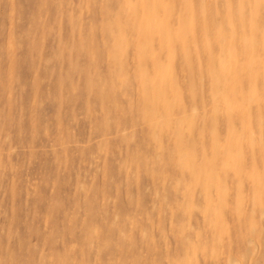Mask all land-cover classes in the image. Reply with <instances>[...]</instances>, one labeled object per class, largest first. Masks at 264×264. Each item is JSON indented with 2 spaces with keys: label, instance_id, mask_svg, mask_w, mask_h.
<instances>
[{
  "label": "rangeland",
  "instance_id": "rangeland-1",
  "mask_svg": "<svg viewBox=\"0 0 264 264\" xmlns=\"http://www.w3.org/2000/svg\"><path fill=\"white\" fill-rule=\"evenodd\" d=\"M0 264H264V0H0Z\"/></svg>",
  "mask_w": 264,
  "mask_h": 264
},
{
  "label": "bare ground",
  "instance_id": "bare-ground-1",
  "mask_svg": "<svg viewBox=\"0 0 264 264\" xmlns=\"http://www.w3.org/2000/svg\"><path fill=\"white\" fill-rule=\"evenodd\" d=\"M164 1V0H163ZM166 1V0H165ZM182 2V1H181ZM194 5V4H193ZM200 11V10H199ZM141 12V11H140ZM201 12V11H200ZM161 25V24H160ZM172 32V31H171ZM251 63V62H250ZM250 65V64H249ZM155 72V71H154ZM158 76V75H157ZM206 89V88H205ZM153 114V113H152ZM220 116V115H219ZM200 139V138H199ZM198 144V143H197ZM173 150V149H172ZM177 154V153H176ZM174 156V155H173ZM179 160H180V158H179ZM179 162V161H178ZM185 168V167H184ZM192 171H194V170H192ZM197 172V171H196ZM199 174V173H198ZM209 176V175H208ZM194 177V176H193ZM197 177V176H196ZM230 198V197H229ZM213 207V206H212ZM214 209V208H213ZM215 211V210H214Z\"/></svg>",
  "mask_w": 264,
  "mask_h": 264
}]
</instances>
